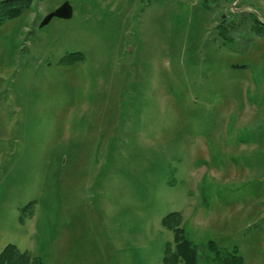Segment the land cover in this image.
<instances>
[{
    "label": "rangeland",
    "instance_id": "374dc122",
    "mask_svg": "<svg viewBox=\"0 0 264 264\" xmlns=\"http://www.w3.org/2000/svg\"><path fill=\"white\" fill-rule=\"evenodd\" d=\"M206 1L30 0L0 24V251L166 264L179 213L199 264L208 240L264 264V35L234 16L264 0Z\"/></svg>",
    "mask_w": 264,
    "mask_h": 264
},
{
    "label": "trees",
    "instance_id": "16d2710c",
    "mask_svg": "<svg viewBox=\"0 0 264 264\" xmlns=\"http://www.w3.org/2000/svg\"><path fill=\"white\" fill-rule=\"evenodd\" d=\"M30 0H0V24L6 20L16 17L23 10L24 6L28 5ZM206 1V0H205ZM214 0L212 2H216ZM236 0H232L234 2ZM208 3V0L206 1ZM234 14V13H233ZM237 14V15H236ZM240 16L241 20L247 19L248 16L251 22V28L254 29L256 35H264V23L260 18L256 16L253 11H238L234 16ZM222 14L221 22L225 21ZM246 16V17H245ZM245 17V18H244ZM220 28V29H219ZM220 35L223 37L225 31H228L226 25L220 24L218 26ZM225 37V36H224ZM82 54L80 52H73L66 56L69 61L81 59ZM180 214L174 213L171 216L163 219V224L172 229L175 234L176 248L171 252L169 256L164 257L166 264H199V254L195 243H193L184 232V229L179 227ZM207 254L210 256L209 264H243L244 259L240 255L237 247L227 249L220 247L212 240L206 242ZM0 264H43L39 258L31 257L29 252L21 251L15 244L8 243L0 251Z\"/></svg>",
    "mask_w": 264,
    "mask_h": 264
},
{
    "label": "water",
    "instance_id": "95a60500",
    "mask_svg": "<svg viewBox=\"0 0 264 264\" xmlns=\"http://www.w3.org/2000/svg\"><path fill=\"white\" fill-rule=\"evenodd\" d=\"M256 16H258L259 14L255 11H253ZM72 15V7L68 2H64L63 4H61L54 12L48 14L45 18H44V22L46 23L50 18H52L53 16H57L59 18H70ZM261 20V22L264 23V20L261 19L260 16H258Z\"/></svg>",
    "mask_w": 264,
    "mask_h": 264
}]
</instances>
